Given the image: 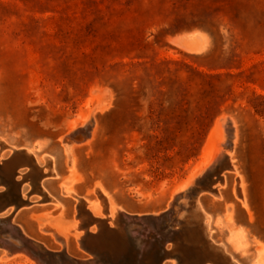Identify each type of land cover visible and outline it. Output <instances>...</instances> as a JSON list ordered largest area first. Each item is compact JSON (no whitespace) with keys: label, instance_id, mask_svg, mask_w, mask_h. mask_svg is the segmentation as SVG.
Instances as JSON below:
<instances>
[{"label":"rangeland","instance_id":"rangeland-1","mask_svg":"<svg viewBox=\"0 0 264 264\" xmlns=\"http://www.w3.org/2000/svg\"><path fill=\"white\" fill-rule=\"evenodd\" d=\"M193 30L207 37L201 51L173 40ZM95 86L109 88L112 102L94 112L90 141L70 143L71 165L61 136L74 119L83 125L82 115L96 102ZM223 113L238 124L236 162L254 216L235 197L234 170L227 171L222 199L204 191L202 201L221 217L212 235L226 244L227 205L233 204L231 223L247 230L250 245L245 252L229 250L252 264L264 243V0H0V135L20 147L41 141L39 164L53 155L64 168L62 177L47 183L64 204L50 221L74 218L77 200L61 185L70 175L79 194L96 200L99 183L129 214L168 210L171 191L196 170ZM22 185L24 193L32 187ZM31 197L42 198L38 192ZM56 208L53 200L36 202L22 206L13 220L45 244L46 262L65 264L62 244L40 230L41 213ZM10 213L1 215L9 219ZM169 220L163 217L160 225ZM66 251L76 259L92 254L74 237ZM1 255L0 249V264H37Z\"/></svg>","mask_w":264,"mask_h":264},{"label":"bare ground","instance_id":"bare-ground-1","mask_svg":"<svg viewBox=\"0 0 264 264\" xmlns=\"http://www.w3.org/2000/svg\"><path fill=\"white\" fill-rule=\"evenodd\" d=\"M173 40L189 51H201L208 44L207 37L199 30L184 32L183 34L177 35ZM91 93L96 102L82 115L81 119L83 125H79L77 119H74L71 121L68 132L61 136L71 160V165L73 164L74 145H70L68 141L65 140V137L68 135L73 136L74 139H72V141H76L77 145L83 144V141H90L94 135L96 125L94 112L97 109L107 107L112 102V92L107 87L95 86L91 89ZM76 135H79V137H76ZM239 141L240 131L235 117L226 113L218 116L208 134L203 147L201 160L196 170L190 173L186 179L176 185L171 191L172 200L169 202V205L174 200L172 204H174L176 215L173 216L172 222L166 230L160 231L159 226L152 223L150 224L146 216L142 217L144 214L137 215L135 218L132 214L127 213L115 202L114 198L101 184H95L93 191L95 192L97 187L102 197L99 196L96 200H91L79 194L77 190L73 188V182L75 181L74 175L63 177L61 185L62 192L65 196H72L77 202L78 199L82 197L86 201V208L93 215L105 217L103 211L106 210L108 213V220H110L113 225L115 222V226L120 230H117V233L106 235L104 238L93 240L94 242L88 246L90 253H92L91 256L74 261L75 257L66 251L69 238L74 237L78 245L84 248L80 239L81 235L84 233V230L88 228L91 231H95L96 226L92 225L88 227L89 225L87 222H80L75 216L66 222H61L60 220L50 221L49 217L51 214L61 211L64 206L61 199L49 193L47 188V183L50 180L62 177L55 157L53 155H47L49 158H46L45 155L46 162L40 165L37 150L41 148V141H37L33 146L20 147L10 144L5 136L0 135V165L4 164L6 159L12 155L10 157L12 158L10 162L12 168L16 167L17 164L26 166L27 168L25 172H22V169H18L17 171L14 170L16 171L15 175H22L21 180L15 178L13 169L8 171L4 182L7 183L8 186H11L10 193L15 195L17 191L20 190L24 197L23 200L26 199V195L29 193L38 192L42 196V198L35 200L29 194L28 202H20L17 201V199L10 201L12 202L9 204L11 207H5V211H11L9 219L2 217L1 214L5 211L0 212V220H2L5 225L3 230L0 231L1 259L25 258L32 259L37 264H49L42 258V255L45 253L42 250L47 249L45 244L29 236L21 225L15 223L13 215L22 208V206H28L36 202L45 204L48 200H53L57 208L52 211L41 213V216L45 217L46 220L41 223L40 230L51 234L62 244L64 248L63 251L65 252L64 254L67 258L65 264H72V261L75 264H156V261H158L162 255H165L163 253L164 250L162 251V249H160V244L163 240L164 246L168 248L166 250H168L169 256L173 258L172 264H175L178 262L177 255H185L188 251L185 241L183 240L184 238L180 236L181 234L185 236L186 233L184 232H186V228L179 225L180 223L187 224L191 222L195 223L196 226L198 224L199 228L203 230V232H207L211 237L213 236V227H220L222 225L221 217L214 216L206 209L202 201V195L209 194L214 198L222 199L224 197L223 189L229 182L227 171L234 170L236 173V186H239L241 193H238L235 186V197L248 211L250 217L252 218L254 216L251 203L245 190L244 180L236 162L235 149ZM6 146H9L11 149V152H9V154L7 153L8 155L2 153V150ZM45 167L47 168L46 171L44 170ZM50 175H54V177ZM23 181H29L32 186L26 193L22 190ZM237 193L239 195H237ZM232 210L233 204L230 203L227 205V220L230 223L227 227V244L221 241L219 242L224 251L222 260L224 264H231L232 262L244 264L229 250L232 249L234 251L245 252L250 245V238L247 230L241 225L231 223ZM4 230L7 231L5 232ZM122 230L123 232H121ZM113 234L114 237L110 238ZM122 235H124V242H120L119 240V237ZM133 243L135 246L137 244L138 247L136 249L133 247ZM162 264H166V262L163 261ZM252 264H264V243H258L256 256Z\"/></svg>","mask_w":264,"mask_h":264},{"label":"water","instance_id":"water-1","mask_svg":"<svg viewBox=\"0 0 264 264\" xmlns=\"http://www.w3.org/2000/svg\"><path fill=\"white\" fill-rule=\"evenodd\" d=\"M73 133V132H72ZM74 135V134H72ZM75 137V136H74ZM76 137H79V135H76ZM75 137V138H76ZM73 136H66L65 140L68 141V143L70 144V142L72 141ZM12 155H10L4 164L0 165V185H3L5 188L3 190H0V212H3L6 210L7 207H11L12 200L17 199V201L20 202H28V196L29 194H27L26 199H24V197L22 196V192L17 191V193L11 194V186L7 183H5L4 179L6 178V174L8 173V171H10L11 169H13V175H15V172L20 169V167L23 166H17L16 167H11L10 166V162L11 159L10 158ZM10 158V159H9ZM46 158H49V156L46 155ZM16 163V162H15ZM12 165V164H11ZM16 170V171H14ZM238 193H241L239 190V186H236ZM95 192L98 194V197H102L99 189L96 187ZM32 194V193H31ZM30 194V196H31ZM79 198V197H78ZM9 202V203H8ZM174 202V200L170 203L169 205V209L166 211H162L158 214H144L143 216H146V219L149 220V223L154 224L156 226H159V230H166L168 228V226L170 225V223L172 222L173 216L176 215V211H175V207L174 204H172ZM8 204V205H7ZM7 206V207H6ZM6 207V208H5ZM86 201L80 197L78 199V202L76 203V213H75V217L80 221V222H87V224L89 225L88 227H91L92 225L96 226V230L95 231H91L89 230V228L87 230H84V233L81 235L80 239H81V243L83 245L84 248H86L87 250H89L88 246L89 244H91L92 242H94L93 240L95 239H101L104 238L106 235H111L112 233H117V230L120 231L116 226H115V222L114 225L110 224V220H108V213L106 210H104V216L105 217H99L96 215H93L87 208H86ZM135 218L137 216V214H132ZM141 215V214H140ZM163 217H167L170 218V220L163 226L160 225L161 220L163 219ZM159 222V223H157ZM174 224V223H172ZM179 225H182L184 228H186V233L185 236H183L182 234L180 235L182 238H184L183 240L185 241V245L186 248L188 249L187 253L185 255H177V260L178 262H176L175 264H224L223 260H222V256L224 255V251L223 248L221 246V244L219 243L220 241L216 240L213 236H209V234L206 232H203V230H201L199 228V225L195 223H187V224H183L180 223ZM188 231V232H187ZM123 232V230L121 231ZM114 234L110 237L113 238ZM123 237L124 235L119 237L120 242H124L123 241ZM164 240L161 242L160 244V249H162L163 253L165 255H162V257L156 261V264H162L163 261H165L166 259H171L173 262V258L169 256V253L167 252L168 248H166V246H164ZM162 246V247H161ZM43 252H46L47 250H42ZM48 252V251H47ZM52 254V253H50ZM72 261V260H71ZM74 261H77V259L75 258ZM72 264H75L73 261L71 262ZM231 264H236V263H231Z\"/></svg>","mask_w":264,"mask_h":264},{"label":"crops","instance_id":"crops-1","mask_svg":"<svg viewBox=\"0 0 264 264\" xmlns=\"http://www.w3.org/2000/svg\"><path fill=\"white\" fill-rule=\"evenodd\" d=\"M59 170L62 173V171H64V168H62L61 166H59Z\"/></svg>","mask_w":264,"mask_h":264}]
</instances>
